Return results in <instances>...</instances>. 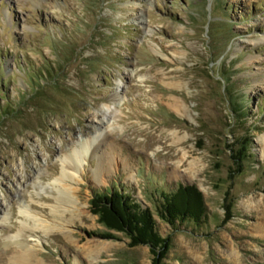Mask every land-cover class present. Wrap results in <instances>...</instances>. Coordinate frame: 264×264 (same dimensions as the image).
Here are the masks:
<instances>
[{
    "label": "rangeland",
    "instance_id": "rangeland-1",
    "mask_svg": "<svg viewBox=\"0 0 264 264\" xmlns=\"http://www.w3.org/2000/svg\"><path fill=\"white\" fill-rule=\"evenodd\" d=\"M245 132L254 156L232 181L226 144ZM85 138L83 210L55 214L59 157ZM105 149L124 163L102 183ZM179 183L202 192L209 224L174 231L155 215L173 236L165 264H264V0H0V264H28L16 240L42 241L29 264H153L148 246L98 235L91 200L121 189L152 208L157 187ZM24 200L50 228L20 213Z\"/></svg>",
    "mask_w": 264,
    "mask_h": 264
},
{
    "label": "trees",
    "instance_id": "trees-1",
    "mask_svg": "<svg viewBox=\"0 0 264 264\" xmlns=\"http://www.w3.org/2000/svg\"><path fill=\"white\" fill-rule=\"evenodd\" d=\"M48 68L50 70H47L46 82L51 84L49 85L50 89H54L57 85L54 72L50 66ZM32 79L35 80V76H32ZM229 80L226 78V84L231 86L232 83ZM37 84L38 86L42 85L41 83ZM37 92L41 93L38 88L35 89L34 93ZM225 94L230 96L229 99L235 114L241 118L248 116L242 107L246 99L237 97L232 86L224 91ZM199 147L202 148V145L200 144ZM226 147L233 161L230 174L233 181L236 176L245 172L247 164L254 156L251 132L237 136L232 143H227ZM232 190L233 187L231 186L224 196L223 206L226 210L223 219L224 224L235 216L236 198L232 196ZM152 200V208L144 207L128 192L115 189L113 192H97L91 200V210L99 217V222L108 230L101 232L98 234L99 236L105 239H118L119 237L113 232L121 233L129 239L131 247L148 246L153 256V264H165V260L173 247V236L164 237L160 233L155 215L171 226L174 231H178L183 225H188L192 227L194 233H198L202 232L204 227L209 224L207 207L202 192L194 185L183 183H179L173 191L157 187ZM95 233L97 232H91L96 236Z\"/></svg>",
    "mask_w": 264,
    "mask_h": 264
},
{
    "label": "bare ground",
    "instance_id": "bare-ground-1",
    "mask_svg": "<svg viewBox=\"0 0 264 264\" xmlns=\"http://www.w3.org/2000/svg\"><path fill=\"white\" fill-rule=\"evenodd\" d=\"M181 107H184V105L182 104ZM106 124L107 125L105 126V129H99L98 131L100 132V134H104V136H108L114 131V127H112V123L110 121H108ZM80 144L82 148H77L73 150L72 153H65V155L63 154L64 157H59L62 170L60 176L55 180L56 188L59 192V194L55 196L57 203L55 206H53V212L55 214L62 212L65 213L68 210L76 214V212L83 210V207L79 205V198L77 196V193L78 185H80L83 181V174L86 172L85 164L88 162L87 156L89 151L91 150V140L85 138L80 142ZM98 158V166L97 168H92V176L94 180L102 183L106 182L105 177L108 176L110 172H112L113 170H117L120 166V163H124L122 161V158L120 159L119 157H115V155H113L106 149L103 150V152L98 153ZM61 209H63L62 212ZM19 210L20 213L27 219L33 220L37 227H42L45 229L50 228L49 222L45 218H43L41 214L28 203L27 200L19 203ZM23 224L27 225L26 222H24ZM17 236L20 237L21 234H18ZM13 244H16L23 249V252L20 253L19 251L15 255V258L20 256L26 259L25 261L28 264L32 261V259H35V253L39 251L38 249L43 247L41 240H39L36 244H33L29 241L16 240ZM8 246L9 245H7L6 247Z\"/></svg>",
    "mask_w": 264,
    "mask_h": 264
},
{
    "label": "water",
    "instance_id": "water-1",
    "mask_svg": "<svg viewBox=\"0 0 264 264\" xmlns=\"http://www.w3.org/2000/svg\"><path fill=\"white\" fill-rule=\"evenodd\" d=\"M87 235L89 236L90 234H89V233H87Z\"/></svg>",
    "mask_w": 264,
    "mask_h": 264
}]
</instances>
